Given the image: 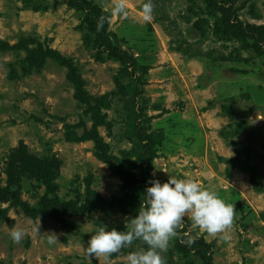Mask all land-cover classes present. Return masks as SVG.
<instances>
[{
    "label": "rangeland",
    "instance_id": "1",
    "mask_svg": "<svg viewBox=\"0 0 264 264\" xmlns=\"http://www.w3.org/2000/svg\"><path fill=\"white\" fill-rule=\"evenodd\" d=\"M87 1L0 0V264H126L143 241L99 259L87 241L168 175L236 212L216 235L186 217L166 264H264V0Z\"/></svg>",
    "mask_w": 264,
    "mask_h": 264
},
{
    "label": "clouds",
    "instance_id": "2",
    "mask_svg": "<svg viewBox=\"0 0 264 264\" xmlns=\"http://www.w3.org/2000/svg\"><path fill=\"white\" fill-rule=\"evenodd\" d=\"M123 4L117 6L123 11ZM152 4L144 5L145 18L152 13ZM235 205L226 203L217 192L202 188L194 178L168 175L167 180L151 179L143 192V203L129 218L126 230L103 225L94 230L86 244L89 257L107 258L122 249L130 248L135 241H143L145 248L130 251L126 264H166L164 253L178 235L184 220L190 215L194 227L211 235L231 229L235 219ZM15 243H20L23 233L10 232ZM55 239L56 236L54 237ZM54 242L50 240L49 243ZM192 243L191 240L187 241Z\"/></svg>",
    "mask_w": 264,
    "mask_h": 264
},
{
    "label": "trees",
    "instance_id": "3",
    "mask_svg": "<svg viewBox=\"0 0 264 264\" xmlns=\"http://www.w3.org/2000/svg\"><path fill=\"white\" fill-rule=\"evenodd\" d=\"M77 4L85 9H90L91 6L89 5V2L87 0H75ZM211 35L216 38H220L223 40L229 41V40H238L239 42L242 43V47L244 49H248L250 45L247 43V34L241 32L240 30L235 29L229 21H225L222 23H217L214 22L211 24ZM258 30H261L264 32V26H261L260 28H257ZM124 57L127 58L128 61H131V66L132 67H137L136 62L132 60L128 52L122 51ZM235 71V70H234ZM145 133V132H144ZM144 144H143V153L147 156L148 160H153L156 157L157 153V146H156V141L153 137L152 134H147L143 136Z\"/></svg>",
    "mask_w": 264,
    "mask_h": 264
}]
</instances>
